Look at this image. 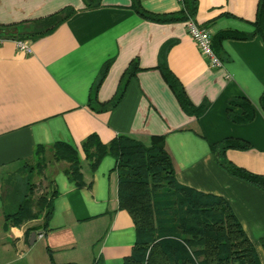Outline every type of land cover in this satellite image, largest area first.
<instances>
[{
	"label": "crops",
	"instance_id": "1",
	"mask_svg": "<svg viewBox=\"0 0 264 264\" xmlns=\"http://www.w3.org/2000/svg\"><path fill=\"white\" fill-rule=\"evenodd\" d=\"M138 2L156 15L181 8L179 0ZM196 3L193 20L212 36L222 30H253L258 0ZM66 8L74 13L52 32L37 39L11 36L16 34L11 26L27 30ZM0 38V264H122L132 253L135 227L118 205L115 159L105 155L92 168L81 150L92 133L103 143L128 135L148 144L152 135H163L176 181L225 199L264 264V191L221 168L210 148L228 137L245 140L248 149H227L225 157L264 175V111L259 103L264 43L259 36L216 43L222 65L215 68L187 33L186 21L146 19L132 0H97L91 6L84 0H0ZM17 40L25 41L31 52L18 49ZM162 60L193 105H208L199 117L181 108L158 67ZM106 63L95 92L101 104L121 90L129 67L135 64L136 70L119 102L98 112L87 103ZM234 97L251 101V122L239 124L227 117V101ZM57 141L78 149L82 186L69 177L70 163L54 158ZM40 145L44 151L36 157ZM37 160L42 171L31 182L43 185L52 213L46 224L42 212L6 227L4 215L17 208L27 188V170L37 167Z\"/></svg>",
	"mask_w": 264,
	"mask_h": 264
},
{
	"label": "trees",
	"instance_id": "2",
	"mask_svg": "<svg viewBox=\"0 0 264 264\" xmlns=\"http://www.w3.org/2000/svg\"><path fill=\"white\" fill-rule=\"evenodd\" d=\"M87 6L97 0H84ZM134 10L146 19L157 22L186 21L196 12V0H183L177 13L156 15L144 10L138 0H132ZM74 13L71 8L62 9L44 19L33 22L29 29L10 28L19 39H37L52 32L60 23ZM253 30L249 33L235 30H222L212 36V47L224 39H249L259 36L264 43V0H258ZM162 58V55H161ZM165 61L159 69L165 82L175 94L183 111L199 117L207 104L195 106L187 97L182 85L167 68ZM108 63L94 84L87 105L102 112L113 108L120 100L129 77L136 70L133 64L125 73L121 90L108 102H97L95 92L102 81ZM260 107L264 111V92L260 96ZM227 117L239 124L251 122L255 117V108L246 97H234L227 101ZM240 109L239 113L232 110ZM250 147L245 140L224 138L211 143L210 148L218 165L236 176L264 191V175L251 172L234 164L225 157L227 149L245 150ZM81 150L91 160L95 168L100 159L110 155L115 159L118 176L117 197L119 208L126 210L135 227V244L132 253L122 264H261L255 247L246 235L240 222L234 215L229 203L222 197L203 193L175 179L173 161L165 147L163 135H152L149 143L119 135L108 143L100 141L95 133L88 135L81 143ZM44 151L43 146L35 148L38 157ZM56 160L70 163L69 177L77 186H82L79 151L75 145L63 141L53 144ZM37 167L29 166L26 191L18 202L17 208L4 215L5 226L20 225L26 220L39 216L44 208L45 224L52 213L51 198L40 195L34 202V183L31 177L42 171V162ZM35 203V204H34ZM37 210L32 211V206ZM264 250V236L260 239Z\"/></svg>",
	"mask_w": 264,
	"mask_h": 264
},
{
	"label": "built area",
	"instance_id": "3",
	"mask_svg": "<svg viewBox=\"0 0 264 264\" xmlns=\"http://www.w3.org/2000/svg\"><path fill=\"white\" fill-rule=\"evenodd\" d=\"M179 2L182 6L183 0H179ZM186 27L187 33L196 44V47L201 55L207 58L209 65L215 68L221 66V59L212 48V33L207 28L198 26L194 22L193 18H188L186 20ZM2 41L3 39L0 38V43ZM16 46L20 50L31 52L29 45L25 41L17 40Z\"/></svg>",
	"mask_w": 264,
	"mask_h": 264
},
{
	"label": "rangeland",
	"instance_id": "4",
	"mask_svg": "<svg viewBox=\"0 0 264 264\" xmlns=\"http://www.w3.org/2000/svg\"><path fill=\"white\" fill-rule=\"evenodd\" d=\"M37 170L38 169H36V171H34L35 173H37ZM35 185V184H34ZM35 187H36V190H35ZM43 191H44V188H43V185L41 186V184H37L36 186H34V189H33V199H34V202H36L37 201V199H38V197L40 196V195H43ZM35 204V203H34ZM35 210H37V208L35 207ZM42 212L44 213V208H43V210H42ZM41 212V213H42ZM40 213V214H41Z\"/></svg>",
	"mask_w": 264,
	"mask_h": 264
}]
</instances>
